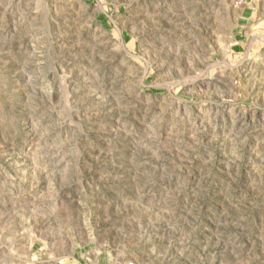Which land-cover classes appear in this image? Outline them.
I'll list each match as a JSON object with an SVG mask.
<instances>
[{"label":"rangeland","instance_id":"374dc122","mask_svg":"<svg viewBox=\"0 0 264 264\" xmlns=\"http://www.w3.org/2000/svg\"><path fill=\"white\" fill-rule=\"evenodd\" d=\"M130 261L264 264V0H0V264Z\"/></svg>","mask_w":264,"mask_h":264},{"label":"crops","instance_id":"0c3cea01","mask_svg":"<svg viewBox=\"0 0 264 264\" xmlns=\"http://www.w3.org/2000/svg\"><path fill=\"white\" fill-rule=\"evenodd\" d=\"M251 1H252V0H251ZM252 10H254V9H252ZM236 47H239V43H238V42L235 43V48H236Z\"/></svg>","mask_w":264,"mask_h":264},{"label":"built area","instance_id":"2783aa9c","mask_svg":"<svg viewBox=\"0 0 264 264\" xmlns=\"http://www.w3.org/2000/svg\"><path fill=\"white\" fill-rule=\"evenodd\" d=\"M125 264H135V263L130 261V262H126Z\"/></svg>","mask_w":264,"mask_h":264}]
</instances>
